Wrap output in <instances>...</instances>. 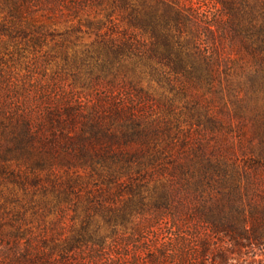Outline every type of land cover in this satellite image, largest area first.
<instances>
[{
	"label": "trees",
	"instance_id": "trees-1",
	"mask_svg": "<svg viewBox=\"0 0 264 264\" xmlns=\"http://www.w3.org/2000/svg\"><path fill=\"white\" fill-rule=\"evenodd\" d=\"M24 1L31 0H4L5 8L19 14ZM66 1L76 12L94 2ZM113 4L125 12L129 35L110 48L113 54L128 52L135 63L150 67L160 86L167 82L180 95H209L207 102L216 109L196 101L193 112L203 111L205 118L195 117L199 128L186 133L173 99L164 111L172 117L146 116L149 96L128 101L111 86L87 109L48 103L34 125L26 117L12 120L2 113L0 128L7 143L0 146V160H16L33 172L32 177L11 173L22 187L38 184L36 171L52 168L62 153L61 166L87 171L88 206L81 229L68 240L70 251L98 244L97 233L90 230L95 213L114 226L133 212L157 210L169 219L172 237L150 249L139 264H239L232 256L243 251L255 258V250L264 251V0ZM127 82L122 83L143 94ZM7 170L0 165V171ZM146 176L157 178L156 185L142 182ZM75 183L70 179L58 191L45 189L43 208L29 194L27 203L15 196L1 203L0 194V264H100L87 258L70 262L66 238L61 239L64 229L52 225L53 239L61 244L51 247L48 228L37 233L26 219L32 211L42 222L56 204L58 213H66L61 204ZM122 193L129 197L119 208L103 206Z\"/></svg>",
	"mask_w": 264,
	"mask_h": 264
},
{
	"label": "rangeland",
	"instance_id": "rangeland-1",
	"mask_svg": "<svg viewBox=\"0 0 264 264\" xmlns=\"http://www.w3.org/2000/svg\"><path fill=\"white\" fill-rule=\"evenodd\" d=\"M70 5L66 0L24 1L21 3L23 11L11 14L5 8L4 0H0V119L4 114L12 120L26 117L34 125L38 113L48 107V103L56 107L59 103L70 102L77 108L87 109L100 97H105L111 86L116 90L119 88L120 97L128 101L134 96H149L152 102L150 100V104L144 107L146 116L162 113L172 117L164 111L167 102L173 99L174 112L186 133L199 128L195 117L205 118L203 111L193 112L196 101L199 106L208 105V109H216L214 104L207 102L209 95L199 98L195 91L180 95L167 82L164 87L160 86L157 79L152 78L150 67L145 63H135L128 52L119 56L113 54L110 48L129 36L125 12L115 6L113 0H94L91 6L78 12L73 11ZM107 15L112 16L107 19ZM99 22L101 26H97ZM123 81L132 82L135 88L143 90V94L133 91ZM5 143L6 135L0 128V146ZM65 157L62 153L52 168L36 171L41 178L38 184L27 182L24 187L12 181L11 173L15 177L25 174L32 177L33 172L16 160H0V165L9 169L0 171V194H3L1 203L8 196L18 197L27 203L29 194L35 197L36 207L43 208L41 196L45 189L47 193L58 191L64 188L67 180L76 181L73 193L61 204L66 213H58V204L42 222L40 217L32 215V211L26 213V219L33 223L37 233L45 226L48 228L51 247L61 244L60 240L53 239L52 225L64 229L61 239L66 238V256L70 262L87 258L100 264H139L150 249H156L172 237L169 219L162 218L157 210L145 215L133 212L129 219L116 220L114 226H110L101 213H95L90 230L97 233L94 239L98 244L88 242L87 247L70 251L68 240L76 235L85 220L90 185L86 170L79 166L69 170L59 164ZM156 179L146 176L141 181L149 182L152 187L156 185ZM122 194L105 201L103 206L119 208L129 197L127 193ZM15 206L10 205L11 208ZM86 239L91 241L89 237ZM244 253L232 257L239 264H264V251L255 250V258Z\"/></svg>",
	"mask_w": 264,
	"mask_h": 264
}]
</instances>
